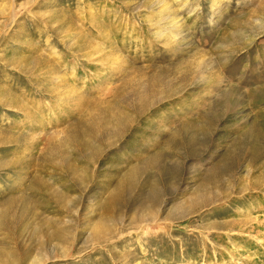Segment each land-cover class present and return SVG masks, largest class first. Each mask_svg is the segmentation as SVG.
Segmentation results:
<instances>
[{
	"label": "rangeland",
	"instance_id": "obj_1",
	"mask_svg": "<svg viewBox=\"0 0 264 264\" xmlns=\"http://www.w3.org/2000/svg\"><path fill=\"white\" fill-rule=\"evenodd\" d=\"M161 1L0 0V264H264V0Z\"/></svg>",
	"mask_w": 264,
	"mask_h": 264
},
{
	"label": "bare ground",
	"instance_id": "obj_2",
	"mask_svg": "<svg viewBox=\"0 0 264 264\" xmlns=\"http://www.w3.org/2000/svg\"><path fill=\"white\" fill-rule=\"evenodd\" d=\"M160 7H161V10H160V12H162L163 13V17L164 18H162V20H160V22H158L159 24L161 23V21H164V23H165V29H163V28H161V29H163V30H159V32H156L158 35H156L157 37H158V39L159 38H162V37H166V35H167V33H169V32H172L173 34H174V36L175 37H181V36H183L182 35V32H183V26H182V24H183V22H182V19L180 18V17H178V15L176 16H174V17H171V16H173V15H171V13L170 12H172V10H173V5L170 3V1L169 0H162L161 1V3H160ZM159 12V11H158ZM179 12V11H178ZM163 25V24H162ZM154 26V25H153ZM155 27V26H154ZM160 27H161V25H160ZM155 29V28H154ZM154 31V30H153ZM156 31H158L157 29H156ZM166 31V32H165ZM176 41H178V39H176ZM170 42H172V40H170ZM173 42H175V41H173ZM172 42V43H173ZM176 43V42H175ZM178 43V42H177ZM167 44V43H166ZM97 46H95V48H96ZM94 48V47H93ZM102 50V49H101ZM103 52V51H102ZM89 54V53H88ZM102 54V53H101ZM96 55V54H95ZM102 56V55H101ZM109 56V55H108ZM73 68H75V67H73ZM202 69H204V68H202ZM204 71V70H203ZM203 71H201V72H203ZM63 72V71H62ZM63 74H65V73H62V74H60V76H62V78H63V76H67V75H63ZM57 78V77H56ZM61 78V77H60ZM54 79H55V77H54ZM58 79H59V76H58ZM57 79V80H58ZM79 79V78H78ZM59 80H61V79H59ZM71 80V79H70ZM76 83V81L74 80V81H71V82H68L67 83V85L65 86V88H66V90H67V88H70L71 86H73L74 84ZM62 84V83H61ZM75 86V85H74ZM60 88V87H59ZM65 88H64V90H65ZM71 89V88H70ZM60 90V89H59ZM72 90V89H71ZM74 90V89H73ZM58 91V90H57ZM62 91H63V89H62ZM78 91V90H77ZM63 93L65 94L66 93V91H63ZM67 94V93H66ZM83 94V93H82ZM60 95V94H59ZM75 95V94H74ZM81 95V94H80ZM63 96V95H62ZM78 99H79V97H78ZM72 100V99H71ZM80 100V99H79ZM82 103V102H81ZM232 104H235L233 107H232V110H234V111H237L238 109H239V107H240V105L242 104V102L240 101V102H238V103H232ZM230 106V105H229ZM238 112V111H237ZM236 112V113H237ZM242 113H244V112H242ZM37 119V118H36ZM249 122V121H248ZM146 224V223H145ZM100 233H101V231H99V235H100ZM115 233V232H114ZM112 234V231H110L109 233H108V236H110ZM107 236V237H108ZM112 236V235H111ZM101 240V239H100Z\"/></svg>",
	"mask_w": 264,
	"mask_h": 264
}]
</instances>
